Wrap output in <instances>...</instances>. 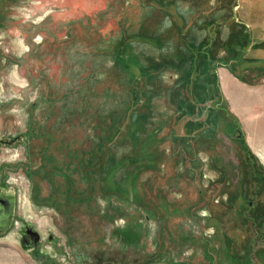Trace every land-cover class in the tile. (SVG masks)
<instances>
[{"label":"rangeland","instance_id":"374dc122","mask_svg":"<svg viewBox=\"0 0 264 264\" xmlns=\"http://www.w3.org/2000/svg\"><path fill=\"white\" fill-rule=\"evenodd\" d=\"M0 264H264V0H0Z\"/></svg>","mask_w":264,"mask_h":264}]
</instances>
